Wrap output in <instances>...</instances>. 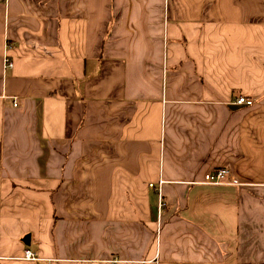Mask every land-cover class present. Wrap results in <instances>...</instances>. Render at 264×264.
Segmentation results:
<instances>
[{
  "label": "crops",
  "instance_id": "obj_1",
  "mask_svg": "<svg viewBox=\"0 0 264 264\" xmlns=\"http://www.w3.org/2000/svg\"><path fill=\"white\" fill-rule=\"evenodd\" d=\"M0 264H264V0H0Z\"/></svg>",
  "mask_w": 264,
  "mask_h": 264
},
{
  "label": "built area",
  "instance_id": "obj_2",
  "mask_svg": "<svg viewBox=\"0 0 264 264\" xmlns=\"http://www.w3.org/2000/svg\"><path fill=\"white\" fill-rule=\"evenodd\" d=\"M6 63V68H12L13 67V63L11 61H9L7 58L5 60ZM236 103L238 105H247V106H252L253 102L245 97H240ZM14 106H16V101H14ZM163 183H160V186ZM204 185H208V186H241L242 184L238 181H236L232 175L230 170L228 169H220L217 171H214L213 173L207 175L205 177V180L203 181ZM151 188L154 187L153 184L150 185ZM163 204L160 202L159 208L162 209ZM22 260L24 261H28V262H36L40 260V256L36 253H34L32 250L30 249H26L23 253V256L21 257Z\"/></svg>",
  "mask_w": 264,
  "mask_h": 264
},
{
  "label": "water",
  "instance_id": "obj_3",
  "mask_svg": "<svg viewBox=\"0 0 264 264\" xmlns=\"http://www.w3.org/2000/svg\"><path fill=\"white\" fill-rule=\"evenodd\" d=\"M24 243H26V245H30V236L29 235L24 238Z\"/></svg>",
  "mask_w": 264,
  "mask_h": 264
}]
</instances>
